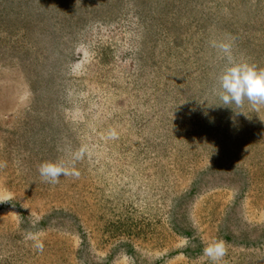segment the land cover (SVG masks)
<instances>
[{
    "label": "rangeland",
    "instance_id": "1",
    "mask_svg": "<svg viewBox=\"0 0 264 264\" xmlns=\"http://www.w3.org/2000/svg\"><path fill=\"white\" fill-rule=\"evenodd\" d=\"M212 41L264 68V0H0V264H264V105Z\"/></svg>",
    "mask_w": 264,
    "mask_h": 264
},
{
    "label": "clouds",
    "instance_id": "2",
    "mask_svg": "<svg viewBox=\"0 0 264 264\" xmlns=\"http://www.w3.org/2000/svg\"><path fill=\"white\" fill-rule=\"evenodd\" d=\"M211 46L223 54L226 64L216 77L214 94L218 95L224 105L235 104L242 107L247 100L253 108L264 105V68H257L255 64L236 61L232 55V44L229 42L212 41ZM85 149L81 148L71 154L70 160L44 161L38 166L42 182L49 184L59 183L61 176L79 177L75 163L82 159ZM6 200L0 199V202ZM26 240L37 239L32 231H26ZM36 247L43 249V244ZM203 254L212 264H220L227 254L226 242L216 239L203 249Z\"/></svg>",
    "mask_w": 264,
    "mask_h": 264
}]
</instances>
